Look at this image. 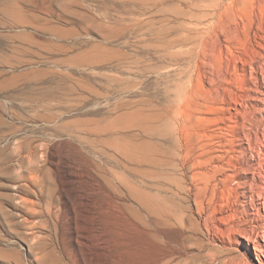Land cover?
<instances>
[{"label":"rangeland","instance_id":"rangeland-1","mask_svg":"<svg viewBox=\"0 0 264 264\" xmlns=\"http://www.w3.org/2000/svg\"><path fill=\"white\" fill-rule=\"evenodd\" d=\"M0 264H264V0H0Z\"/></svg>","mask_w":264,"mask_h":264},{"label":"bare ground","instance_id":"bare-ground-1","mask_svg":"<svg viewBox=\"0 0 264 264\" xmlns=\"http://www.w3.org/2000/svg\"><path fill=\"white\" fill-rule=\"evenodd\" d=\"M183 152V151H182ZM172 155V154H171ZM183 155V154H182ZM169 156V158H170V154L168 155ZM174 156V155H173ZM177 156H178V154H177ZM181 157V156H180ZM168 158V157H167ZM184 158V157H183ZM218 158V157H217ZM166 159V158H165ZM172 159H174V158H172ZM186 158H184V160H185ZM211 159L212 158H209V157H204V158H198L197 159V161H196V164H195V161H193L194 162V165H196V166H198V168H201V167H203V165H207V164H209L210 163V161H211ZM171 160V159H170ZM170 160H168V161H170ZM179 160V159H178ZM168 161H167V163H168ZM173 162V161H172ZM166 163V164H167ZM170 163V162H169ZM174 164H176V160H175V162H173ZM180 163V162H179ZM182 163V162H181ZM172 164V163H171ZM218 164V163H217ZM177 165V164H176ZM210 165V164H209ZM170 166V165H169ZM172 166V165H171ZM173 167V166H172ZM220 166L218 165V166H214V168L213 169H215V168H219ZM174 168H175V165H174ZM178 168H179V166H178ZM213 169H211V170H213ZM222 169V168H221ZM215 171V170H214ZM229 178V177H228ZM225 179H227V177L225 178ZM261 194V193H260ZM260 194H259V196H260ZM246 239H247V241H251L252 240V236L251 235H246ZM260 249H262L261 248V246L259 245V244H255V250L256 251H259ZM255 251V252H256ZM257 253V252H256ZM259 256V253L257 254V256L256 257H258ZM258 260L260 261V263H262L261 262V260H260V258H258Z\"/></svg>","mask_w":264,"mask_h":264}]
</instances>
